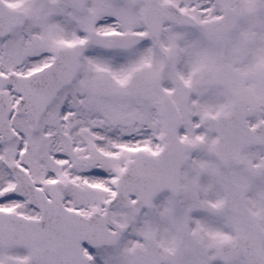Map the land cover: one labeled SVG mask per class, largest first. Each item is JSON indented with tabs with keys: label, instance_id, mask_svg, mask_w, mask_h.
<instances>
[{
	"label": "snow or ice",
	"instance_id": "6c2138e0",
	"mask_svg": "<svg viewBox=\"0 0 264 264\" xmlns=\"http://www.w3.org/2000/svg\"><path fill=\"white\" fill-rule=\"evenodd\" d=\"M0 264H264V0H0Z\"/></svg>",
	"mask_w": 264,
	"mask_h": 264
}]
</instances>
